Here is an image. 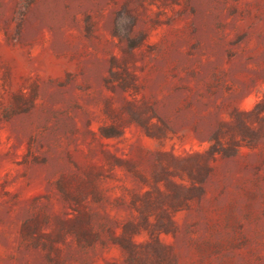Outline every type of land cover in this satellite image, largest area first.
<instances>
[{
	"label": "rangeland",
	"instance_id": "rangeland-1",
	"mask_svg": "<svg viewBox=\"0 0 264 264\" xmlns=\"http://www.w3.org/2000/svg\"><path fill=\"white\" fill-rule=\"evenodd\" d=\"M0 264H264V0H0Z\"/></svg>",
	"mask_w": 264,
	"mask_h": 264
}]
</instances>
